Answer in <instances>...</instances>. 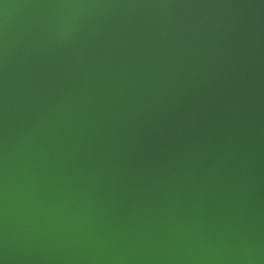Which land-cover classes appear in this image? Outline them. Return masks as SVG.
<instances>
[{
  "label": "water",
  "instance_id": "obj_1",
  "mask_svg": "<svg viewBox=\"0 0 264 264\" xmlns=\"http://www.w3.org/2000/svg\"><path fill=\"white\" fill-rule=\"evenodd\" d=\"M0 264H264V0H0Z\"/></svg>",
  "mask_w": 264,
  "mask_h": 264
}]
</instances>
